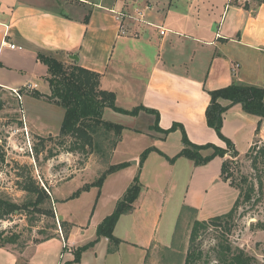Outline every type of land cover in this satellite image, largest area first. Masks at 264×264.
Here are the masks:
<instances>
[{"label": "crops", "instance_id": "0c3cea01", "mask_svg": "<svg viewBox=\"0 0 264 264\" xmlns=\"http://www.w3.org/2000/svg\"><path fill=\"white\" fill-rule=\"evenodd\" d=\"M121 2L119 5L117 0H0V92L14 94V89L20 91L30 84L33 91L49 94L48 69L38 58L43 54L64 65L79 64L99 73L100 87L115 94L117 106L132 109L142 105L156 111L159 128L166 130L173 124H180L192 143L225 147L206 121L209 92L232 83L264 88V0ZM113 10H125L130 14L125 19V35L118 33ZM160 28H164V34L159 33ZM73 54L77 60L71 58ZM234 65L237 66L235 69ZM25 99L30 100L29 107H23L24 123L38 128L37 125L43 123L44 114L34 108L43 109L56 104L24 94L22 106H25ZM105 113L120 121L130 119L137 122L141 119L131 126L118 122L125 129L113 149L110 162L128 133L150 139V146L147 144L146 148L155 149L141 164L140 156L138 158L134 153L128 159L110 163L126 162L127 165L109 173L100 186L104 187L110 177L117 179L107 196L109 206L100 213L93 235L82 226L71 227L70 224L66 238L59 229L53 237L29 244L21 250L0 247L16 258L14 264H28L24 253L29 248L38 249L54 241L69 247L67 260H72V249L96 239L97 225L115 208L117 200L137 175L140 191L133 202V209L119 217L113 230L120 242L109 251L108 238L101 236L82 251L78 262L71 264H106L108 261L111 264H147L150 259L153 261L151 253L160 247L158 244L153 246L152 236L158 215L143 195L149 184L147 186L142 177L143 170L151 161L153 168L164 169L162 173L166 172V177L179 159H186L190 171L211 172L208 188L223 180L227 208L222 211L213 209L204 220L226 213L232 207L239 191L221 176V164L227 154L216 156L202 165H195L191 159L182 156L170 162L168 157H173L183 147L179 129L168 133L156 130L153 127L155 115L145 111L128 115L107 107L103 117ZM221 130L232 141L239 156L246 154L255 140L264 142V120L245 112L240 104L230 106L223 113ZM172 139L174 149L169 152ZM202 153L209 152L203 150ZM66 198H60V201H67ZM144 199H147L149 207L141 210ZM193 210L198 209L194 206ZM62 218L67 221L63 215ZM124 223L126 228L122 226ZM162 248L167 250L171 246ZM124 253L129 258L127 262L122 259ZM64 254L60 253L54 264H61Z\"/></svg>", "mask_w": 264, "mask_h": 264}, {"label": "rangeland", "instance_id": "374dc122", "mask_svg": "<svg viewBox=\"0 0 264 264\" xmlns=\"http://www.w3.org/2000/svg\"><path fill=\"white\" fill-rule=\"evenodd\" d=\"M117 2L119 5L122 3L121 0ZM24 94L35 97V90L23 88L19 91V97L15 94L0 92V151L3 155V159H0V198L14 202L20 207L26 206L6 219H0V230L4 231L3 236L18 237L14 243L7 244V247L21 250L29 244L55 234L59 229L67 232L70 224L71 227L82 226L83 230L87 229L86 232L93 235L100 213L109 206L110 201L107 196L117 179L110 177L104 183V187L99 188L100 190L91 186L88 191L80 192L76 198H66L82 187V184L94 182L106 170L108 164L94 153L68 152L64 148L68 147V144L59 145L63 108L58 105H47L43 109L34 108L44 114L45 118L43 117L41 120L43 123L40 124L42 127L37 125L38 128H33L32 125L25 124L23 107H29L30 99H25V106H22ZM32 110L33 107L30 111ZM108 114L105 113L103 118L130 126L141 120L138 119L136 122L122 119L120 121ZM128 134L124 136L111 162L128 159L131 153L139 158L142 150L150 146V139L133 133ZM103 139H105L103 136L99 138L107 149L109 144ZM169 144V152H172L174 140L172 139ZM207 151L210 152L211 149ZM262 151H264V142L257 139L248 150V154L235 156L226 153L231 178L243 189L238 198L237 208L230 219L225 218V222L223 221L221 225L210 224L207 229L200 231L198 240L203 250V258L208 259V264H217L214 249L220 247L221 243H228L232 248L239 247L247 254L255 256L260 264H264ZM185 160L179 159L168 177L164 175L166 172L162 173L163 168H153L152 161L143 170L142 177L151 188L148 186V190L144 189L142 194L148 198L154 213L158 215L155 232H152L153 246L154 244L160 246L152 253L150 251L154 260L150 259L147 264H184L194 219L204 220L213 209L222 211L227 208V191L223 180L221 179L214 187L208 188L211 172L204 174L198 169L190 171ZM111 162L109 160V163ZM31 178L50 193V202L47 201L41 206L42 210H49L47 213L38 212L28 205V202L35 199L34 194L24 189ZM243 179L247 181L246 184L243 183ZM249 185H252L254 191L249 200H244L243 190ZM60 198H66L67 201L61 202ZM142 201L141 210L148 209L147 199ZM194 206L197 207V211L193 210ZM59 215H63L64 219L70 223L63 218L58 219ZM61 221L65 223L61 224ZM122 226L126 228L127 224L124 223ZM163 246H171L172 249L166 250L162 248ZM68 248L66 246L64 249L61 242H48L38 249L29 248L24 256L28 259V264L30 261L32 264H45V262L54 264L55 258L63 252L65 254L61 264H64L67 261ZM75 250L74 247L73 252L71 251L72 258ZM122 259L127 262L129 258L124 253ZM0 261L2 264H14L16 258L10 252L0 248ZM50 261L52 262L49 263ZM106 264L111 262L108 261Z\"/></svg>", "mask_w": 264, "mask_h": 264}, {"label": "trees", "instance_id": "16d2710c", "mask_svg": "<svg viewBox=\"0 0 264 264\" xmlns=\"http://www.w3.org/2000/svg\"><path fill=\"white\" fill-rule=\"evenodd\" d=\"M38 58L46 64L48 69L46 80L49 85V94L42 95L38 91H35V97L43 98L63 108V118L59 128V136L61 137L59 145L63 146V144H68V147H64L68 152H81L83 154L94 153L101 157L105 164H108L106 170L94 182L83 184L68 199L77 197L80 192L88 190L91 186L100 188L103 180L109 173L127 165L126 162L109 163L113 149L121 139L125 126L103 118V111L107 107L128 115H137L140 111L152 113L155 115V125L153 127L160 132L168 133L179 129L181 131L183 147L176 155L171 158L168 157V159L170 162H173L182 156L191 159L195 165L205 164L216 156L223 157L226 153L235 156L238 155L232 141L224 136L221 130L223 113L230 106L240 104L245 112L256 115L261 120H264V88L242 83H232L209 92L210 102L205 111L207 124L215 130L219 139L225 143V147H220L212 143L195 144L188 139L184 128L180 124H173L166 130L159 128L158 113L152 109L142 105L135 106L132 109H124L117 106L115 103V94L112 91H107L100 87L99 73L84 68L79 64L64 65L55 58L43 54H39ZM102 136L105 138L103 141H107L109 144L107 149L104 148L105 146L99 140ZM68 138L70 139L69 141L67 140ZM154 149V147H148L141 153L140 164L146 155ZM208 149H211L208 154L202 153L203 150ZM261 155H263L262 161L264 163V151L261 152ZM0 159H3L1 151ZM228 164V160L222 162L221 175L230 185L236 187L237 190L239 189L238 197L226 213L211 217L210 220H194L190 229L189 245L184 258V264H208V259L203 258V250L198 240L200 231L207 229L210 224L216 226L221 225L223 221L225 222V218H231L237 208L238 198L243 188L234 183L228 169ZM242 181L244 184L247 183L245 179ZM24 189L35 196L33 201L28 202L29 206H32L38 212H49V210H42L43 208H41L42 204L47 201L50 202L51 197L44 186H39L31 178L29 184L24 186ZM139 191L140 183L137 175L123 196L117 200L114 210L105 216L97 225L96 239L77 247L74 251L73 259L65 261L64 264L78 262L82 251L93 245L101 236L108 238L111 245L109 251H112L120 242V239L113 233L115 224L122 214L128 213L133 209V202L137 198ZM243 191L244 200H249L254 188L252 185H249ZM25 207H20L14 202L0 198V219H6ZM51 213L52 211L50 210ZM61 222V224L65 223L64 221ZM68 232L69 229L67 232H63L64 238L67 237ZM3 234L4 231L0 230V247L14 243L16 238H18L17 236L4 237ZM53 236L54 234L41 240ZM218 247L214 249L217 264H260L255 256L247 254L239 247L232 248L228 243H221L220 247ZM64 249H66V246H64Z\"/></svg>", "mask_w": 264, "mask_h": 264}, {"label": "built area", "instance_id": "2783aa9c", "mask_svg": "<svg viewBox=\"0 0 264 264\" xmlns=\"http://www.w3.org/2000/svg\"><path fill=\"white\" fill-rule=\"evenodd\" d=\"M113 13L115 15V19L117 20L118 22V33L119 35H125L127 33V26H126V23H125V19H127L129 17V13H127L125 10H113ZM138 15H141L140 12L137 13ZM134 19H136L135 17H132ZM160 34H164V28H160V31H159ZM11 47L14 48V45L11 44ZM237 66L234 65L233 66V69H235ZM24 88H28V89H31L32 86L30 84H26L24 86ZM14 94L16 96H20L19 95V90L18 89H14L13 90Z\"/></svg>", "mask_w": 264, "mask_h": 264}, {"label": "water", "instance_id": "95a60500", "mask_svg": "<svg viewBox=\"0 0 264 264\" xmlns=\"http://www.w3.org/2000/svg\"><path fill=\"white\" fill-rule=\"evenodd\" d=\"M71 58H73V59H75V60L78 59V57H77L75 54L71 55ZM58 219H62V216L59 215V216H58Z\"/></svg>", "mask_w": 264, "mask_h": 264}]
</instances>
